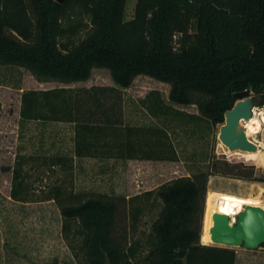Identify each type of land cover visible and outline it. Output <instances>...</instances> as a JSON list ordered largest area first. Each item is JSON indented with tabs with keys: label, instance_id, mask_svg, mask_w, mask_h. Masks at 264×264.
Here are the masks:
<instances>
[{
	"label": "trees",
	"instance_id": "1",
	"mask_svg": "<svg viewBox=\"0 0 264 264\" xmlns=\"http://www.w3.org/2000/svg\"><path fill=\"white\" fill-rule=\"evenodd\" d=\"M127 0H0V65L28 69L39 82L86 81L93 69L110 71L114 85L28 89L21 122L73 125L74 156L177 161L167 127L124 122L123 93L139 75L170 85L169 100L195 105L189 113L167 104L158 89L140 100L156 119L222 125L249 89L264 105V0H137L125 20ZM71 160V159H70ZM64 156L52 165H65ZM22 161L13 170L11 196L27 201ZM216 160L199 171L130 197L99 192H49L61 205L62 230L80 264H236L232 247L202 241L210 175L234 173ZM67 198V203L61 200ZM159 203L148 243L117 235L122 206L132 226ZM79 238V245L71 242ZM203 242V243H202ZM264 247V243L261 245Z\"/></svg>",
	"mask_w": 264,
	"mask_h": 264
},
{
	"label": "rangeland",
	"instance_id": "2",
	"mask_svg": "<svg viewBox=\"0 0 264 264\" xmlns=\"http://www.w3.org/2000/svg\"><path fill=\"white\" fill-rule=\"evenodd\" d=\"M136 3L137 0H127L125 20L134 17ZM93 85L116 86L107 69H93L88 80L64 84L39 82L24 67L0 65V264H80L62 230L61 205L58 200L48 198L49 192L57 186L62 187L64 195L71 191L99 192L128 198L177 177L194 175L199 171L211 173L213 162L219 160L222 161L219 165L222 170L226 168L224 162L227 161L234 173L253 171L252 178H243L240 174L210 175L206 196L209 192L234 194L258 201L264 209V128L248 137L257 145V151L242 152L232 151L221 142L218 137L220 125L211 126L207 121H187L177 117L169 127L166 120H153L143 112L139 102L153 89H158L163 100L177 109L198 113V108L172 103L169 100L170 85L149 76L139 75L130 87L121 88L123 113L125 111L126 120L133 121L138 116L136 121L167 127L178 154L177 161L79 159L74 156L72 124L21 122V94L24 90ZM255 108L260 111L264 105ZM133 112L135 115L131 118L129 113ZM57 155L69 161L65 165H52V157ZM17 161L23 162L26 190L22 196L27 201L15 200L11 196ZM61 201L69 202L66 197ZM125 210L122 206L117 235H127L128 244L134 239L147 244L159 203L154 202L135 226L125 216ZM71 244L77 248L79 238ZM233 249L237 252L236 264H264V247Z\"/></svg>",
	"mask_w": 264,
	"mask_h": 264
},
{
	"label": "water",
	"instance_id": "3",
	"mask_svg": "<svg viewBox=\"0 0 264 264\" xmlns=\"http://www.w3.org/2000/svg\"><path fill=\"white\" fill-rule=\"evenodd\" d=\"M234 98L236 103L225 113V122L220 127L218 137L232 151L256 152L257 145L247 137L242 120H249L253 115V108L260 106L261 101L249 89L234 93ZM213 220V245L256 250L264 243V209L260 206H245L234 222L222 213H215Z\"/></svg>",
	"mask_w": 264,
	"mask_h": 264
},
{
	"label": "bare ground",
	"instance_id": "4",
	"mask_svg": "<svg viewBox=\"0 0 264 264\" xmlns=\"http://www.w3.org/2000/svg\"><path fill=\"white\" fill-rule=\"evenodd\" d=\"M246 129L247 137L258 134L264 128V108L258 111L256 108L249 120H242ZM261 206L258 201L246 197L220 193L209 192L206 199V207L202 228V239L206 243H212L211 229L214 224L213 216L216 212L228 215L232 222L236 220L239 213L244 211L245 206Z\"/></svg>",
	"mask_w": 264,
	"mask_h": 264
},
{
	"label": "crops",
	"instance_id": "5",
	"mask_svg": "<svg viewBox=\"0 0 264 264\" xmlns=\"http://www.w3.org/2000/svg\"><path fill=\"white\" fill-rule=\"evenodd\" d=\"M138 77V76H137ZM140 102V101H139ZM141 104V103H140ZM168 104V103H167ZM171 106H173V105H171ZM174 108H176L175 106H173ZM140 108L143 110V112L146 114V115H148V116H150L153 120L155 119L153 116H151L149 113H148V111L142 106V105H140ZM130 115H132L131 116V118H133L134 117V115H135V113L133 112V113H129ZM128 114V115H129ZM130 117V116H129ZM125 118H127V116H125V111H124V122H125V124H128V125H130V126H146V125H154V123L152 122V123H149V124H146V123H143V122H141V121H136L135 119H137L138 118V116L137 117H135L134 118V120L133 121H130V120H126ZM139 119V118H138ZM75 158H77V157H75ZM85 158H90V157H85ZM79 159H83V158H79ZM91 159H95V160H99V161H107V160H115V161H117V160H119V161H124V160H122V159H114V158H112V159H97V158H91ZM126 161H129V162H134V161H139V162H141V161H153V160H138V159H135V160H133V159H128V160H126Z\"/></svg>",
	"mask_w": 264,
	"mask_h": 264
},
{
	"label": "built area",
	"instance_id": "6",
	"mask_svg": "<svg viewBox=\"0 0 264 264\" xmlns=\"http://www.w3.org/2000/svg\"><path fill=\"white\" fill-rule=\"evenodd\" d=\"M255 107L253 108V111H254Z\"/></svg>",
	"mask_w": 264,
	"mask_h": 264
}]
</instances>
